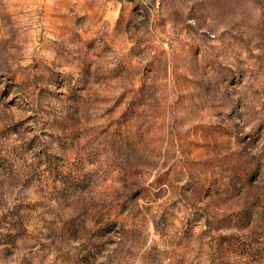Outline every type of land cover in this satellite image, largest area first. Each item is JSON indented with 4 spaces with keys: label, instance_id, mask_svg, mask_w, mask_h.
Wrapping results in <instances>:
<instances>
[{
    "label": "rangeland",
    "instance_id": "374dc122",
    "mask_svg": "<svg viewBox=\"0 0 264 264\" xmlns=\"http://www.w3.org/2000/svg\"><path fill=\"white\" fill-rule=\"evenodd\" d=\"M0 264H264V0H0Z\"/></svg>",
    "mask_w": 264,
    "mask_h": 264
}]
</instances>
